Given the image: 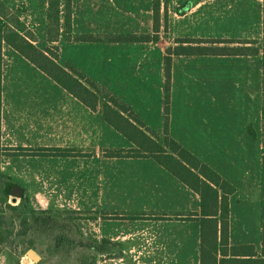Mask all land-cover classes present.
Here are the masks:
<instances>
[{"label":"crops","instance_id":"1","mask_svg":"<svg viewBox=\"0 0 264 264\" xmlns=\"http://www.w3.org/2000/svg\"><path fill=\"white\" fill-rule=\"evenodd\" d=\"M42 3V27L33 31L35 44L45 38L46 47L50 45L48 0ZM197 7L191 4L173 15L168 28V11L166 15L161 6L159 38L126 41L118 37L153 33V2L152 32H147L140 27L99 28L91 5L80 7L77 0H71L69 33L61 17L58 62L74 66L98 85L96 110L10 45L2 46L0 149L14 151V163L27 158L32 178H70L80 184L84 172L88 173L96 242L106 244L108 257L122 264L130 259L201 264L200 194L152 156L104 155L105 149L135 144L103 115V104H112L109 96H113L157 132L163 143L167 48L179 46L177 38L249 39L197 31L194 20L198 15L193 14ZM81 35L96 39H75ZM171 58L169 136L235 187L229 195L230 223L232 200L251 199L255 189L258 202L259 180L264 176L262 56L173 53ZM55 148L66 153L55 154ZM20 172L1 175L13 179ZM252 209V205L246 209L247 216H253ZM247 241L232 244H252Z\"/></svg>","mask_w":264,"mask_h":264},{"label":"rangeland","instance_id":"2","mask_svg":"<svg viewBox=\"0 0 264 264\" xmlns=\"http://www.w3.org/2000/svg\"><path fill=\"white\" fill-rule=\"evenodd\" d=\"M14 14L23 19L28 28L42 27L43 0H1ZM167 5L168 28L172 16L197 4L195 27L210 36L224 34L230 37L249 38L248 46L256 44L264 58L263 0H162ZM77 0L80 7L91 5L92 18L99 28L131 30L140 27L152 32L153 0ZM164 10V8H163ZM199 17V18H198ZM38 23V25L36 24ZM193 23V24H194ZM38 34L39 32L36 31ZM254 39V40H253ZM45 38H38L37 45L44 47ZM7 45L3 42L2 46ZM239 45V44H237ZM263 99L264 93L262 92ZM264 150V149H263ZM9 148L0 149V174L21 171L15 184L25 187L22 196L3 192L7 179L0 178V264H122L118 258L108 257L106 244L96 242V216L89 203V176L84 172L80 184L74 179L32 178V164L27 158L14 163ZM3 155V156H1ZM86 168V163H84ZM3 175V176H4ZM15 175V174H13ZM255 187V185H254ZM245 196L238 202L234 198L233 219L230 220V242H251L261 255L264 205V176L259 180L258 202ZM255 201L257 203H255ZM252 205L253 216L246 215ZM255 208H257V216ZM33 209L59 211L63 228L41 232L33 227ZM241 209V210H239ZM241 212V213H240ZM238 215L236 218L235 216ZM232 227V229H231ZM34 248L41 259L36 262L28 254ZM139 262V263H138ZM125 264H152L147 260L130 259Z\"/></svg>","mask_w":264,"mask_h":264},{"label":"trees","instance_id":"3","mask_svg":"<svg viewBox=\"0 0 264 264\" xmlns=\"http://www.w3.org/2000/svg\"><path fill=\"white\" fill-rule=\"evenodd\" d=\"M262 10V30L264 34V0ZM164 13L167 15L166 6ZM47 16V41L50 45L40 48L35 44L37 38L33 29L28 28L25 21L14 14L0 0V93L2 44L5 42L91 109L96 110L100 92L98 85L74 66L67 64L65 67L58 62L59 47L57 41L60 35L61 17L63 16L64 27L69 33L71 27V0H48ZM160 23L161 0H153V33L128 34L119 36L118 39L155 41L159 38ZM67 37L71 39L70 34ZM75 39L95 40L96 37L81 35ZM249 40L251 39L177 38L176 41L179 46L167 48V55L165 56V136L163 143L158 141V133L147 127L127 105L120 103L113 96H109L112 104L108 102L103 104L104 118L135 144V147L127 149H105L104 155L111 157L152 156L200 194L201 264H264V223L262 227L261 255L258 254L253 244H232L230 242L229 195L234 192L235 187L169 136L168 102L172 68L171 54H260L259 47L256 44L248 46ZM262 64L264 68L263 57ZM52 151L55 154L66 153L59 148L52 149ZM0 178H4V176L0 174ZM4 179L8 181L3 187V192L8 196L15 182L11 178ZM31 222L33 227L41 232H49L66 226L60 217L59 211L33 209Z\"/></svg>","mask_w":264,"mask_h":264},{"label":"water","instance_id":"4","mask_svg":"<svg viewBox=\"0 0 264 264\" xmlns=\"http://www.w3.org/2000/svg\"><path fill=\"white\" fill-rule=\"evenodd\" d=\"M25 192V187L22 185L15 184L11 188V193L16 196H22ZM27 254L36 262L41 259V255L34 249L29 248Z\"/></svg>","mask_w":264,"mask_h":264}]
</instances>
